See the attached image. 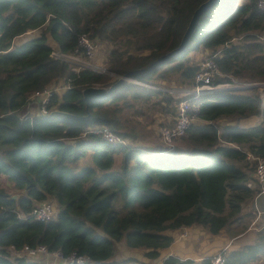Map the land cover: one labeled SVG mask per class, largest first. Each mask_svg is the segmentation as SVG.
<instances>
[{"label": "trees", "instance_id": "trees-1", "mask_svg": "<svg viewBox=\"0 0 264 264\" xmlns=\"http://www.w3.org/2000/svg\"><path fill=\"white\" fill-rule=\"evenodd\" d=\"M206 1L0 0V264H38L8 253L25 245L75 253L90 259L88 264H146L171 246L175 230L192 226L233 239L242 235L225 250V264H253L264 256V227L254 242L238 247L246 229L235 225L243 204L258 193L249 157L264 159L260 87L185 97L197 109L191 118L204 124L191 123L172 149L112 145L89 132L105 126L133 142L145 109L173 117L183 98L152 87H193L200 63L191 62L190 54L200 48L210 51L206 58L219 52L214 61L220 75L212 85L264 84V12L258 0H219L200 17L185 48L171 55ZM37 30V37L13 44ZM83 36L116 45L105 72H75L72 64L50 56L53 50L73 54ZM126 75L105 100L86 108L84 89H109ZM60 81L66 90L47 106L57 114L30 115L31 95ZM44 200L56 212L38 222L32 212ZM121 241L143 250L144 260L113 261ZM162 264H211V258L169 256Z\"/></svg>", "mask_w": 264, "mask_h": 264}, {"label": "built area", "instance_id": "built-area-1", "mask_svg": "<svg viewBox=\"0 0 264 264\" xmlns=\"http://www.w3.org/2000/svg\"><path fill=\"white\" fill-rule=\"evenodd\" d=\"M257 8L264 12V0H258ZM97 42L90 40L83 36L78 40L77 48L71 55H61L56 51H52L51 57L54 59L62 60L74 65V71L78 72L80 69L87 68L100 73L105 72V68L98 69L95 65L89 64L96 52ZM78 55H83L86 62L81 65H77ZM219 55V52L215 53L212 58H206L199 64L198 72L195 76V84L191 89H181V90H169L170 94H178L182 97H187L190 95L198 96L203 91H213L218 88V86H228L230 84H219L212 85V79L214 76H219L218 66L214 61V58ZM76 66V67H75ZM238 88L245 89L254 86H264V84L257 83H246L236 85ZM67 88V87H66ZM56 94L51 87L45 88L34 92L31 95V99L38 103L39 111L42 115H48L47 106L50 102L51 97ZM197 109L194 108L187 99H181L176 105V115L173 124L168 127H161L159 129V137L164 145L170 146L171 143L182 137L188 127L192 123L191 115ZM90 133L97 134L100 138L108 144H126V139L120 137L116 133L112 132L108 127L101 126L95 130H90ZM251 160L255 162L254 168V179L258 185V193L254 200V208L258 212L257 202L260 198L264 196V159L253 158ZM55 207L53 202L50 200H44L35 205L32 212L33 218L38 222H48L55 214ZM260 215V212H258ZM8 253L12 258H23L27 261L38 263V264H88L90 259L84 256L71 253L69 256H65L62 251L55 250L50 251L44 245H38L36 247H29L27 245L23 246L21 249L16 250L13 247L8 248ZM124 264H140L136 261L124 263ZM212 264H225V258L222 254H218L214 257Z\"/></svg>", "mask_w": 264, "mask_h": 264}, {"label": "rangeland", "instance_id": "rangeland-1", "mask_svg": "<svg viewBox=\"0 0 264 264\" xmlns=\"http://www.w3.org/2000/svg\"><path fill=\"white\" fill-rule=\"evenodd\" d=\"M240 2H241V0H240ZM40 33H41V30L32 31V32H30L29 35L23 36L20 39H16L14 44L15 45L21 44L24 41H27L29 39L34 38V36L36 37L37 35H40ZM261 37L264 38V33L261 35ZM234 41H236V40H234ZM239 41L240 40H237L235 43H237ZM96 42H97V47H96L95 56H94V58L91 61H89V64H91V65H94V63H95L94 59L96 58V56L100 57V60H99L100 64L106 63V59H107V55H108L109 51L116 47V45H111V44L106 43V42H103V43L99 42V41H96ZM48 43L54 49L55 43L50 38H48ZM53 51H55V50H53ZM209 53H210V51L205 50L203 48H200L198 51L190 54L191 62L199 64L209 55ZM77 61H78L77 65L79 66L82 63L86 62V59L83 57V55H78ZM72 66H73V69H74V65H72ZM96 67L98 69L102 68L101 65H98V64L96 65ZM216 77L217 76H214L213 78H216ZM232 80H234V79H232ZM237 83L238 82L233 81V84H230L228 86L220 85L215 90L227 89V88H231V87H237L236 86V85H238ZM63 87H64V83L60 82L58 85H56L54 87H51V89L54 92H56V91L57 92L58 91H64L62 89ZM170 87H174V89H177V90H181V89H185V88L186 89L192 88V87L188 88L186 86H178L175 83H171L169 86H166L165 88H170ZM257 87H260L259 88L260 93H264V86H257ZM171 95H172V97H174V99L185 98V97H182V96H180L178 94H171ZM29 106H31V109H32L31 110V115L35 116L38 113V112L36 113V111H35L36 107H38V103L35 100L31 99V97H30ZM164 118L166 119V118H168V116L162 115L161 113H159V111L157 112V111L154 110V111H150L149 112L148 109H145L144 110V115L141 118L140 117L137 118L140 121V124H141L140 126L135 127V130L137 131L138 139H136L133 142L132 141H128V142H126V144H130V145L135 146V147H144V148H146L145 146H152V147H155L157 149L158 148H167V149L170 148V149H172L173 147H175L176 144H177V140L173 141L171 143V147L167 146V145H164L161 142V140H160L159 129L161 127H167ZM192 120H193V118H192ZM219 123L220 124L228 123V121L227 120H224V121L221 120ZM156 146H158V147H156ZM246 171L249 172V167H247ZM251 177L254 179L253 173H251ZM254 184L257 185L256 182ZM12 191L13 190L10 189V192H12ZM12 193H15V192H12ZM53 205H54V203H53ZM54 207H55V205H54ZM55 211H56V207H55ZM237 216H238V214H237ZM254 220H255L254 219V214L252 212V207H251L250 202L244 203L243 206H242L241 213H240V222L239 223H235V225L238 227V231L239 230H243V229L247 230L244 238H246V240L249 241V242H253L254 232L257 231V230H260V229H262L264 227V220H262V219L255 220V221ZM249 226H250L251 229L252 228H256L257 230L256 229L249 230L248 229ZM225 236H226V234L224 232L221 235H219V237L216 236L217 237L216 238V242L221 243L223 241V239L225 238ZM117 250L118 251L119 250L125 251L126 253H125L124 257L136 258V259H138L140 261L144 260L143 259V250H140V249H137V250L129 249V248H127V246L125 245V243L123 241L118 242V243L115 244V251L117 252Z\"/></svg>", "mask_w": 264, "mask_h": 264}, {"label": "crops", "instance_id": "crops-1", "mask_svg": "<svg viewBox=\"0 0 264 264\" xmlns=\"http://www.w3.org/2000/svg\"><path fill=\"white\" fill-rule=\"evenodd\" d=\"M30 32H32V31H30ZM30 32H27L25 35H22L16 39H20L23 36H27L30 34ZM34 38H35V36H34ZM15 40H14L13 44L15 43ZM21 44H17V45H21ZM99 60H100V57L96 56V58L94 59V62H95L94 65L96 66L98 64V65H101V67L105 68V66H104L105 63L100 64ZM60 82H63V81H60ZM135 83H137V82H135ZM50 87H54V85L50 86ZM62 89L64 91L66 90V84H64V87ZM152 89L160 90L162 92H167L168 94H170L168 91L170 89L173 90L174 87H170V88L152 87ZM174 90H177V89H174ZM64 91H58V92L56 91V95L59 96ZM27 110H28V113L31 115V110H32L31 106H28ZM35 111H36V113L38 112L37 107H36ZM175 115H176V109H175V114L173 117L168 116V118H166V119L164 118L167 127L171 126L173 124ZM192 123L204 124V122H202L200 120H194V119L192 120ZM218 124H220V123H218ZM225 124L236 125L235 122H232V123L228 122V123H223L220 125H225ZM241 124H244V122H242ZM126 141L128 142L129 140L126 139ZM145 147L146 148H144V147H138V148L146 149L148 151H153V152L158 151L160 149V148L157 149V148L152 147V146H145ZM156 147H158V146H156ZM249 158L251 160V157H249ZM256 196L250 202L251 207H252V212L254 215L256 214V216H254L255 217L254 219L255 220H260V219L264 220V196L260 198L259 202H257V207L259 209L258 212H260V215L258 214L257 210L254 208V200H255ZM248 229L252 230V229H256V228L251 229L249 226ZM257 231H259V230H257ZM246 232H247V230L244 232V235L246 234ZM222 233L223 232H221L217 235H211V234L207 233L206 230H204L200 226H192V227H188V228L177 229L172 233L173 242H172L171 246L168 249L162 251L160 256L157 259L149 261L146 264H162L163 260L169 256H174V257L179 258V259H190V260L197 261V262L204 260L206 258H211V264H212V261L216 255L222 254L224 256L225 250L232 244V242L233 241L237 242L238 240H236V239L242 237V235H239L238 237L233 239V238H231V236L228 233L224 232L226 234V236L223 239V241L221 243L216 242V238H217L216 236L219 237V235H221ZM255 233H256V231L254 232V237H255ZM254 237H253V242H254ZM248 242L249 241H247L245 238L243 241H239L236 245L239 247V246H243L245 243H248ZM249 243H252V242H249ZM125 253L126 252L123 250H119V251L117 250V252L115 251V254L113 256V261L117 262V261H122V260L128 259L127 257H124ZM136 262H138V261H136ZM138 263H140V262H138ZM260 263L264 264V256H262L261 259L257 263H253V264H260Z\"/></svg>", "mask_w": 264, "mask_h": 264}, {"label": "water", "instance_id": "water-1", "mask_svg": "<svg viewBox=\"0 0 264 264\" xmlns=\"http://www.w3.org/2000/svg\"><path fill=\"white\" fill-rule=\"evenodd\" d=\"M219 0H207L205 3H203L202 5H200L196 11L193 13L191 20L186 28V31L181 39V43L180 46L178 47V49H176L173 53H171V55L173 54H177L180 51H182L185 46L188 44V42L190 41L192 35L194 34L198 24H199V20L200 17L206 12L208 11L211 7H213L214 5H216L218 3ZM129 78V75H126L122 78H120L115 84H113L109 89H105V88H98V87H90V88H86L82 91V97L83 100L86 104V108L88 107L89 103L94 101V102H100L102 100H105L112 92L115 88H117L122 82L127 81ZM256 87V86H254ZM38 109V113L37 115L40 116H44L40 113L39 108ZM57 111H52L50 113H48V117H51L53 115H56ZM89 117V116H88ZM17 196H13L12 199H16Z\"/></svg>", "mask_w": 264, "mask_h": 264}]
</instances>
